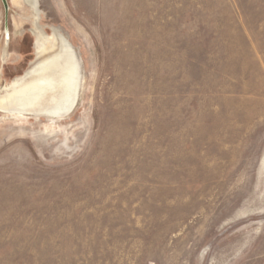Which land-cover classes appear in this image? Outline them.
<instances>
[{
    "label": "rangeland",
    "instance_id": "rangeland-1",
    "mask_svg": "<svg viewBox=\"0 0 264 264\" xmlns=\"http://www.w3.org/2000/svg\"><path fill=\"white\" fill-rule=\"evenodd\" d=\"M6 1L0 86L36 47ZM38 7L82 82L66 118L0 110V264H264V0Z\"/></svg>",
    "mask_w": 264,
    "mask_h": 264
},
{
    "label": "bare ground",
    "instance_id": "bare-ground-1",
    "mask_svg": "<svg viewBox=\"0 0 264 264\" xmlns=\"http://www.w3.org/2000/svg\"><path fill=\"white\" fill-rule=\"evenodd\" d=\"M41 28L44 30V26ZM7 40L8 38L6 45ZM34 44L36 45V39ZM53 48L56 49L54 54L46 59H40L45 53L41 56L34 53L35 61L28 69L0 86V110L52 119L70 116L76 106L82 82L80 56L67 37L65 43L58 39ZM4 54L8 55L6 49ZM66 54H70L71 60ZM74 70L76 74L71 90L72 84L69 80Z\"/></svg>",
    "mask_w": 264,
    "mask_h": 264
},
{
    "label": "flooded vegetation",
    "instance_id": "flooded-vegetation-1",
    "mask_svg": "<svg viewBox=\"0 0 264 264\" xmlns=\"http://www.w3.org/2000/svg\"><path fill=\"white\" fill-rule=\"evenodd\" d=\"M24 2L31 8L32 10V24L33 27L31 28V32L33 34V36L36 39V47H35V53L37 56H41L44 53H46L49 49H52L53 47H55V44L58 42V39L65 43L66 42V37L61 34L58 33L57 34V29L56 27H52L51 28V35L47 34L46 32H44V30H42V25L40 24V10L38 7V0H24ZM36 21L38 23H36ZM7 54H4V56ZM67 57L70 58V54H66ZM76 74V70L73 71V73L71 74L70 77V82H71V90L73 89V82H74V77ZM70 90V91H71Z\"/></svg>",
    "mask_w": 264,
    "mask_h": 264
},
{
    "label": "water",
    "instance_id": "water-1",
    "mask_svg": "<svg viewBox=\"0 0 264 264\" xmlns=\"http://www.w3.org/2000/svg\"><path fill=\"white\" fill-rule=\"evenodd\" d=\"M4 6V10H5V17L7 16V11H8V4L6 0H1ZM5 33H8V29L5 27Z\"/></svg>",
    "mask_w": 264,
    "mask_h": 264
}]
</instances>
